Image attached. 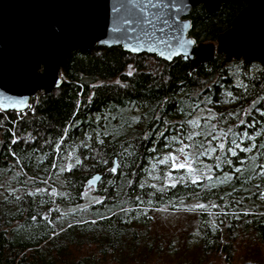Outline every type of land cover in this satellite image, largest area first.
<instances>
[{
	"label": "trees",
	"instance_id": "obj_1",
	"mask_svg": "<svg viewBox=\"0 0 264 264\" xmlns=\"http://www.w3.org/2000/svg\"><path fill=\"white\" fill-rule=\"evenodd\" d=\"M245 4L230 0L214 14L193 8L190 35L215 43ZM223 61L214 56L190 74L180 57L79 48L59 87L22 112L0 111V264H264V67ZM213 125L222 137L214 144L225 149L201 157L205 170L193 185L164 155L207 145ZM189 133L199 135L181 142ZM233 138L257 147L215 167ZM60 166L54 197L48 181ZM150 170L170 183H152ZM97 173L99 198L84 206ZM167 211L187 219L171 234L157 225Z\"/></svg>",
	"mask_w": 264,
	"mask_h": 264
},
{
	"label": "water",
	"instance_id": "obj_2",
	"mask_svg": "<svg viewBox=\"0 0 264 264\" xmlns=\"http://www.w3.org/2000/svg\"><path fill=\"white\" fill-rule=\"evenodd\" d=\"M229 1L0 0V102H17L6 111L26 110L32 97L62 84L61 69L72 50L97 45L155 54L164 61L180 57L189 63L190 74L203 63L211 64L214 56H223V64L235 59L264 67V0H244L215 43H201L190 35L193 8L203 6L214 14ZM151 32L180 42L173 40L168 47L137 41ZM101 177L94 174L88 185L95 188Z\"/></svg>",
	"mask_w": 264,
	"mask_h": 264
},
{
	"label": "snow or ice",
	"instance_id": "obj_3",
	"mask_svg": "<svg viewBox=\"0 0 264 264\" xmlns=\"http://www.w3.org/2000/svg\"><path fill=\"white\" fill-rule=\"evenodd\" d=\"M118 29H114V31H117ZM127 31V30H126ZM161 33H164V29H160ZM137 41L142 43H152L155 42V44L158 45H165L168 47L172 46V42L173 40H175L177 43H179V38L178 37H173V36H165V35H160L157 36L156 32H151V33H145L144 36H139L136 37ZM187 43H194L192 41H188ZM138 48L136 46H134L132 48V51H137ZM129 76L132 75V72L129 71L128 73ZM231 95V94H229ZM17 102L15 101H11L8 98H5L3 102H0V110H7L9 107H16ZM262 116H264V112L261 113ZM207 119V118H206ZM193 124L194 127H200L199 123L197 121H192L191 122ZM243 123V121H242ZM252 125H249V127H251ZM215 125L212 126V130H210L207 134V136L205 137V139L208 140V144H204V143H191V144H184L183 147H181L179 149L180 153L183 155V162H180L179 159L176 156H169L166 157L165 160H171L174 170H187V172L190 174L191 178V184L196 185L198 184L200 181L196 178L197 176L200 175V170L197 167H193V159L195 158L196 160H199L201 157H209L211 154L216 153L217 150H224L225 149V144L223 142L219 143L218 145H215L214 142L218 139H221L222 137H218L215 134ZM199 135V133H189L186 137H183L181 139V142H183L184 139L187 140H195V136ZM222 135H226V134H222ZM243 136L246 137L247 139H252L251 136L248 135V133H243ZM13 143H16L15 140L12 141ZM101 143H103V141H101ZM232 145H234V147H232ZM257 145L253 144L248 148H241L240 147V143L233 138L232 141L230 142V146L227 149V153L224 159H222L220 156H216V160L218 161V163L215 164V167L219 168L221 163H227V164H231V160L228 159V156H236L237 155V150L240 151H246V152H251L253 151L254 148H256ZM260 148H264V144L259 145ZM190 149H195V153L193 154L192 151H190ZM161 163H164L165 161H160ZM79 163V161H78ZM117 167H119V165L113 167L110 169L111 172L115 173L117 171ZM261 169H264V165H260ZM68 170H71L70 167ZM235 171L237 173H239L241 171L240 168H236ZM262 176H264V171H261L260 173ZM208 179H212L211 176L208 177ZM225 179H228V177L226 176ZM180 182H185L183 180V178H181ZM171 187H175V184H172ZM97 203H100V201H97ZM196 207L198 208H205L206 206L203 204L197 205ZM93 223H95V221H93Z\"/></svg>",
	"mask_w": 264,
	"mask_h": 264
},
{
	"label": "rangeland",
	"instance_id": "obj_4",
	"mask_svg": "<svg viewBox=\"0 0 264 264\" xmlns=\"http://www.w3.org/2000/svg\"><path fill=\"white\" fill-rule=\"evenodd\" d=\"M200 116H201V111H199L197 113L196 119H199ZM184 144H186V143H184ZM184 144L181 145L178 148L172 149V151H170L168 153V155L165 154L164 157L166 158V157L174 155V156H176L179 159L180 162H183V155L180 153L179 149L181 147H183ZM190 151H192L193 154L195 153V149H190ZM166 162H168V164L170 166L169 169L173 170L174 167H173L172 161L171 160H166ZM192 163H193V167L199 168L200 173H202L205 170V168H203L204 166H202L205 163L202 158H200L199 160H196L194 158ZM61 171H62V166H60L58 171L55 174H53L52 182L50 180L48 181V185H50L52 187L51 189H53L57 193V195L54 196V197H57V196L60 195V190H59L60 187H59V185L62 184ZM179 172H180V174H183V176L191 177L190 174L187 172V170H179ZM170 177L167 176V177H164V179L161 178L159 175H157V177H156L150 170V173L148 175V180H150V178H151L152 179V181H151L152 183H155V182L157 183L159 180H165L166 182L170 183L169 182ZM175 178H179V176H176ZM171 179H172V177H171ZM93 192H94V188L92 186H89L88 185V181H87V187L83 190V196H82V201H83L82 204L84 206L87 205V204L93 203L96 200H98L99 197ZM77 207H79V206H77ZM186 220L187 219H186L185 214L181 213L180 211H171L170 213L167 211V214L165 216H161L159 218V221H158L157 225H160L161 228L166 229L171 234L174 231L175 227L180 226L181 224L183 225L184 221H186ZM240 254H241V252H240ZM263 254H264V252H263ZM223 259L218 258L215 261V264H227L225 261H223Z\"/></svg>",
	"mask_w": 264,
	"mask_h": 264
},
{
	"label": "built area",
	"instance_id": "obj_5",
	"mask_svg": "<svg viewBox=\"0 0 264 264\" xmlns=\"http://www.w3.org/2000/svg\"><path fill=\"white\" fill-rule=\"evenodd\" d=\"M37 95H38V94H37ZM37 95H36V96H37ZM17 113H19V112H17Z\"/></svg>",
	"mask_w": 264,
	"mask_h": 264
},
{
	"label": "bare ground",
	"instance_id": "obj_6",
	"mask_svg": "<svg viewBox=\"0 0 264 264\" xmlns=\"http://www.w3.org/2000/svg\"><path fill=\"white\" fill-rule=\"evenodd\" d=\"M216 42V41H215ZM63 77V76H62Z\"/></svg>",
	"mask_w": 264,
	"mask_h": 264
}]
</instances>
